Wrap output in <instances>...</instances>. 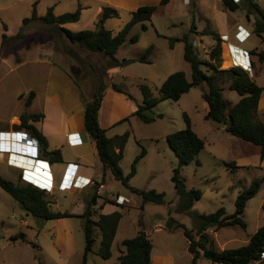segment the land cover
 <instances>
[{
	"label": "rangeland",
	"instance_id": "1",
	"mask_svg": "<svg viewBox=\"0 0 264 264\" xmlns=\"http://www.w3.org/2000/svg\"><path fill=\"white\" fill-rule=\"evenodd\" d=\"M195 1L187 0L185 3L184 0H172L166 11L167 14L162 13L161 10L152 22L134 25L130 29L127 41L115 55L120 64L118 65L103 54L91 53L70 44L53 26L41 21H32L23 27L22 17L25 16L22 14L28 6V0H0V124L6 125L21 111L30 114L40 108L39 99L32 103L31 107H24L23 104L31 90L41 97L46 92L52 94V91L63 94L68 85L74 92L80 89L83 103L84 100L92 99L99 85L104 87L105 93L111 89V84L120 86L124 90V93L119 95L123 110L121 106H115V101L109 102L108 105L109 109L118 116L128 118L109 131L111 135L109 138L126 132L130 134L120 168L124 175L130 173L135 157L140 154L141 148L145 149L146 155L138 162L136 175L131 179L130 185L139 190H155L165 195L164 204L147 203L141 208V198L116 181L107 171L105 188L108 195L115 197L119 194L126 202L118 208L122 211V217L112 243V256L108 260H103L96 255L100 241L96 238L92 252L87 255V264H120L118 257L125 250L122 241L133 238L139 230H143L151 241L153 264H191L192 256L188 252V242L183 230L169 232L166 229L167 223L182 224L188 230H192L195 236L196 224L192 217L193 212L209 214L222 207L226 214H233L237 195L248 189L253 181L260 180L261 185L258 193L246 204L243 215L246 229L233 226L216 232L210 229L208 233L215 248L230 249L245 245L249 237L258 228L264 226V170L259 167V148L229 135L220 125L204 119L207 110L202 99V88H192L182 95L178 102L171 100L159 102L151 109L152 112L148 113L155 118L150 124L141 122L132 114L143 102L140 86H146L150 95L158 98L159 88L170 74L183 72L188 80L191 78L190 65L183 58L184 44L176 42L171 49L168 38H181L188 33L192 23L198 29L208 25L206 29H211L217 35L218 31L220 32L217 29L218 20L222 18L220 3L216 4L219 8L214 10V3L211 0L200 1L202 13L207 19L204 20L195 10V3L193 5ZM254 2L264 10V0ZM238 14L240 21L246 25L247 20L243 13L238 11ZM142 25L146 29H143ZM76 26V29H79L82 24ZM22 30L24 39L21 38L10 44L4 42L3 35L13 40L18 33H22ZM131 36H137L138 41L131 43L129 41ZM192 37L200 42V45L193 42L199 57L206 59L207 53L216 44L215 40L211 36L199 33ZM248 44L257 50L264 48L261 39L256 35H253ZM150 46L153 47L152 53L148 56L151 63L138 62L137 59L142 57ZM224 47L221 42V69H228L231 65L225 64ZM41 60L59 65L64 71L53 70L54 80L51 81V78L48 79L47 67L42 65ZM124 60L128 62L122 63ZM47 80H49L48 86ZM255 83L264 87V67L256 75ZM20 94L23 96L21 99ZM223 98L233 104L240 99L236 92L228 90L223 92ZM183 113L189 117L193 130L205 142L204 149L196 158L179 170L186 189L201 192V199L195 201L192 209L184 214L177 212L179 199L171 181L177 167V158L166 139L168 135L185 128ZM159 114L162 118L157 117ZM15 124L20 125V120ZM3 128L9 129L8 125L5 127L0 125V129ZM11 141H13L11 135L0 134V149L5 148V142L11 144ZM15 145L17 144L13 143V146ZM79 155H82L80 160L83 165L96 169L102 177L101 163L92 147L67 146L63 150L64 162L76 161ZM230 162H234L240 168L235 169L225 165ZM20 173L21 170L7 167L5 159L0 161V175L4 179L15 184L20 183L18 182ZM99 179L101 181V178ZM75 191L73 188L62 192L56 191L57 201L51 204L52 210L79 213L84 206L86 207V201L96 193L97 189L94 186L92 190H84L83 194L77 195L78 200H73ZM45 199L51 202L47 193ZM101 202L98 200V206ZM83 225L84 220L80 218L58 220L35 218L0 188V264H38V262L81 264L85 247ZM20 233L24 235L23 240L20 238L11 240ZM95 233L98 237L99 230ZM197 264L217 263L200 257ZM255 264H264V259Z\"/></svg>",
	"mask_w": 264,
	"mask_h": 264
},
{
	"label": "trees",
	"instance_id": "2",
	"mask_svg": "<svg viewBox=\"0 0 264 264\" xmlns=\"http://www.w3.org/2000/svg\"><path fill=\"white\" fill-rule=\"evenodd\" d=\"M254 1L241 0L239 3H235L234 0H221L223 8L226 10L236 11L244 8L247 16L255 15L253 33L264 41V11ZM169 2L170 0H161L158 6L167 5ZM158 6H143L138 8L132 12L130 21L116 34L104 27L107 19L118 17V12L108 7L102 9L96 23V29L94 30L85 29L73 32L63 27L65 24L75 23L79 20L80 8L59 16H55L53 9L48 8L45 15L39 17L35 4L32 7L31 15L22 20V25L24 27L32 21H41L46 25L53 26L70 44L77 45L91 53L103 54L115 64L120 65L115 55L118 49L127 41L130 29L134 25L151 22V18ZM142 27L146 29L144 25ZM197 33L211 36L216 42L207 53L208 58L204 60L199 57L194 47L192 35ZM2 38L6 44H10L21 38L24 39V31L22 30V33H18L13 40L8 39L5 35ZM129 41L136 43L138 37L131 36ZM168 42L171 49L176 42L184 44L183 58L190 65L191 79L188 80L183 72L170 74L161 84L158 98L152 97L146 86H140L143 102L138 106L133 116L145 124H150L155 118L148 113L152 112L151 109L157 106L159 102L165 100L178 102L182 95L188 93L192 88L201 87L202 99L208 107L205 120L223 126L225 132L233 137L259 147L260 160H264V123L257 118L258 103L264 87L258 86L254 79L249 76L248 72L240 67L221 69V39L219 35L210 32L208 29L197 32L195 24L192 23L187 34H184L181 38H168ZM152 51L153 47L150 46L137 61L140 63H151L148 56ZM256 55L258 61L263 63L264 50L258 52ZM127 62L124 60L122 63ZM110 88L117 93H124V90L115 84H111ZM225 90L236 92L240 97L239 101L232 105L229 101L225 100L222 96V92ZM103 93L104 87L99 85L92 99L83 101L84 128L93 142L94 152L102 166L100 184L105 183V174L109 171L116 181H119L125 188L141 198V208L147 203L164 204V193L155 190H139L129 185L130 179L136 173V166L145 156L146 151L141 148L140 154L135 157L131 165L130 173L124 175L120 168V162L123 158L129 133L126 132L112 138L107 137L106 130L99 124V112L102 105ZM34 96L33 91L28 93L24 102L25 107L31 105ZM82 96L80 91V97L83 98ZM22 97L20 95V99ZM157 117L162 118V115L159 114ZM43 119L44 115L42 113H22L19 116L22 131L38 145L39 159L49 164L62 163L60 150H49L46 137L36 126ZM183 119L185 128L168 135L166 138L170 149L177 158V167L173 172L171 181L176 196L179 199L177 212L182 214L189 212L194 206V202L201 199V192L194 189L187 190L184 181L179 175V170L182 167L188 166L205 146L204 140L194 132L191 121L185 113H183ZM127 120L128 118H125L122 122ZM225 165L238 169L234 162L226 163ZM19 182L25 184L21 180ZM20 183L15 184L0 175V188L33 217L42 220L63 218H80L84 220L85 247L81 264H87V255L92 252L96 238L100 240L99 248L95 252L96 255L100 256L103 260L110 259L112 256V243L122 217L120 212L116 211L107 215L98 214L94 208L98 199L96 193L89 198L84 212L80 215L67 212H53L49 208V202L45 199L46 192L44 190L31 184L21 185ZM100 184H96V189ZM260 185V180L253 181L248 189L237 195L235 210L231 215L226 214L222 207L209 214L193 212L192 217L196 224L195 236L192 234V230H188L182 224L167 223L166 229L169 232H174L177 229L183 230V235L188 242V252L192 256L191 264H197V260L200 257L217 264H255L262 260L261 256L264 254V226L258 228L249 237L245 245L223 250H218L214 247L213 240L208 233L210 229H214L216 232L219 229L233 226H239L245 230L246 223L243 220L244 210L247 202L258 193ZM96 230H99L98 237L95 235ZM19 238L23 240L24 235L20 233L12 237L11 240L14 241ZM122 246L125 250L118 257L120 264H152V244L143 230H139L133 238L123 240ZM38 264L42 263L38 262Z\"/></svg>",
	"mask_w": 264,
	"mask_h": 264
},
{
	"label": "crops",
	"instance_id": "3",
	"mask_svg": "<svg viewBox=\"0 0 264 264\" xmlns=\"http://www.w3.org/2000/svg\"><path fill=\"white\" fill-rule=\"evenodd\" d=\"M160 1L161 0H28V3H27L28 6L26 7L25 12L22 14V16H25V17H22V20L24 18H27L28 14L30 16L32 7L34 4L36 6V12L39 17L44 16L48 8L53 9V13L55 16H59V15H62L68 12H73L77 8H80L81 11H80L79 20L75 23L65 24L63 25V27L70 31H74V32L81 31L82 29L83 30L85 29L94 30L96 29V23L101 15L102 9L105 7H108V8H112L116 10L118 12V17L107 19L104 23V27L110 30L112 33L116 34L125 26L126 23L130 21L132 12L136 11L138 8L143 7V6H158ZM171 1L172 0H170V2L167 5L158 6L156 12L151 18V22H152V19L159 14V11L162 10L161 11L162 13L167 14L166 11L168 7L170 6ZM184 1L185 3L187 2V0H184ZM200 1L201 0H196L194 2L195 10L199 12V14L201 15V19L207 20L206 17L202 13L203 10L201 9L200 4H199ZM211 1L212 3H214V6H213L214 10H217V8H219L218 6H216V4L220 3L222 18L218 20L219 27H217V29L220 30V32L218 31V35L221 38L222 44L225 46L224 47L225 48L224 49L225 50V56H224L225 64L227 66L231 65V67L242 68L243 70L247 71L249 76L253 78L255 81L256 75L264 67V62L260 63L256 55L258 52L264 50V48L257 50V49H254V47L251 46V44H248V42L253 37V35H255L253 33L255 15L247 16L246 10L244 8L238 9L236 11H229L223 8L222 2L220 0H211ZM238 11L242 12L244 17L246 18L247 20L246 25H244V23H242L240 19L238 18V15H239ZM223 13H227V14H223ZM80 23L82 24V27H80L79 29H76L77 27L76 25H79ZM206 27H208V25ZM206 27L203 29H198L196 27L197 32H201L202 30L206 29ZM238 27H242L244 31L250 33V37L243 43H239L235 38ZM208 30L210 32H213L211 29H208ZM223 37H225L226 39H222ZM192 39H193V42L200 45V42L198 40H196L194 37H192ZM262 43L264 45V41H262ZM229 45H231L235 49L249 52V60H250V67H251L249 70L243 67L244 63L240 62L237 56H233V54L231 53V50L229 49ZM2 61H5V59H2ZM41 61H42V65L47 67L46 69L48 70V79L51 78V81L54 80L52 77L53 70L60 69L64 71V69L62 67H59V65L56 66V64L49 63L48 61H44V60H41ZM236 61H238V64H236ZM66 75L67 77H69V80H70L71 77L68 74ZM70 81H72V79ZM48 83H49V80H47V83H46L47 86H48ZM66 89L67 90H65L63 94L57 91H52V94L49 92H46L45 95L41 97L37 93H35L34 90H31L35 94L32 100V103H34L36 100L39 99L41 101V105H40V108L36 112H30V114L40 112L44 115V119L42 120V122L37 123L36 126L40 129L42 134L46 137L47 143H48V149L51 151L60 150L63 162L49 164L41 160H36V163H35V161H28L24 157L22 158H24L25 160H22L21 158L17 159L19 161L18 164L22 162L25 163L24 166L28 170L26 172L27 173L26 178L30 180L31 182H33L34 186L39 187L41 189H45L47 191L46 193L50 195L51 202L49 203V208L51 211H53L51 204L57 201L56 191L62 192L64 190L73 188L71 186V182L75 177L79 176L85 179H90L91 181H90V184L84 189L73 188L76 190L75 193H73L74 194L73 200H76V199L78 200L77 195L83 194L84 190L86 189L92 190V188L96 186V184L101 183L99 178L102 179V177H100V173L96 169H93L87 165L82 164L80 160L82 158V155H79L76 161L64 162L63 150L67 146L69 148H79V147H83L86 145V146L92 147L94 150L93 142L84 128V120H83L84 104L81 102L80 89L79 91L77 90V92H74L71 89V87L68 85ZM223 92H222V96H223ZM119 95H121V93H117L113 91L112 89L108 90L107 93L105 92L103 93L102 105H101V109L99 112V124L103 129L106 130L107 137H111V135H109L110 129H113L116 125L120 124L122 120L125 119L121 115L118 116L117 114H115L108 107L109 102L115 101V106L117 107L121 106L122 107L121 110H123V106L121 104L122 102L119 98ZM19 101H22V100H19ZM32 103L29 107L32 106ZM231 104L233 105V103ZM29 107H26V108H29ZM205 107H206V110L208 111V107L206 103H205ZM21 113L22 111L19 114L13 116L9 120V122L6 124L8 125L9 129H6V128L0 129L1 135L2 134L11 135L13 138V141H11V144H7L5 142L4 143L5 148L0 149V153H2L0 154L2 155L0 158V161L1 160L3 161L5 159V163L7 167L15 169V170H20V169L17 168L16 166L8 165L9 154L13 153L15 155L17 154V155H21L25 157L38 158V146L36 142L33 139H31L27 134H25L22 130L14 131L11 129L13 125H17L15 123L19 121L18 119ZM257 118L259 121L264 123V90L261 93L260 100L258 103ZM0 125L1 127L6 126L4 124H0ZM221 127L222 129H224L223 126ZM129 137H130V134H129ZM13 143H16L17 145L13 146ZM259 152H260V149H259ZM4 156L5 158H3ZM256 163H259V162H256ZM259 167L261 170H264V160H260ZM238 168H240V166ZM101 169H102V166H101ZM136 172H137V168H136ZM20 176H21V173L19 175V181H20ZM30 181H27V182H30ZM130 181H129V185H130ZM96 194L99 196L97 199V204L94 208L97 209L98 214L107 215V214H110L116 211L122 214V211L118 208L119 206L122 207L126 201L121 200L119 194H117L115 197L112 195H108V191L105 188V183L100 184L98 186ZM88 200L86 201V204ZM98 200L102 201L99 206H98ZM84 207L83 209H81L79 213H70V214L80 215L84 212ZM157 230H160V228H157ZM218 250H223V249H218ZM151 262L153 264V251H151Z\"/></svg>",
	"mask_w": 264,
	"mask_h": 264
},
{
	"label": "built area",
	"instance_id": "4",
	"mask_svg": "<svg viewBox=\"0 0 264 264\" xmlns=\"http://www.w3.org/2000/svg\"><path fill=\"white\" fill-rule=\"evenodd\" d=\"M240 1L241 0H234L235 3H239ZM249 37H250V33L249 32L244 31L242 27H238L237 28V33L235 35V38H236V40L239 43L245 42ZM222 39H226V38L223 37ZM229 49L231 50V53L233 54V56H237L238 60L240 62H243L244 63V66L243 67L245 69L249 70L251 68L250 67V60H249V52L248 51H243V50L235 49L231 45H229ZM18 156L24 157L28 161H35V163H36V160H40L39 159V152H38V158H36V157H25V156H21V155H17V154L15 155L13 153L9 154V156H8V165L16 166L17 168H19L21 170V176H20L21 182H23L25 184H31V185H33V182H31L30 180H28L26 178V172L28 170L24 166L25 163L24 162H22L20 164L17 163V160L16 159H17ZM27 181H30V182H27ZM90 181H91L90 179H85V178H82V177L77 176V177H75L72 180L71 186L73 188H77V189H84V188H86L90 184ZM100 187H102V186H100ZM39 189H41V188H39ZM41 190H44L45 192H47L45 189H41ZM121 200H122V198H121ZM261 258L264 259V254H262Z\"/></svg>",
	"mask_w": 264,
	"mask_h": 264
},
{
	"label": "water",
	"instance_id": "5",
	"mask_svg": "<svg viewBox=\"0 0 264 264\" xmlns=\"http://www.w3.org/2000/svg\"><path fill=\"white\" fill-rule=\"evenodd\" d=\"M11 129L12 130H22V128H21V126L20 125H13L12 127H11Z\"/></svg>",
	"mask_w": 264,
	"mask_h": 264
},
{
	"label": "bare ground",
	"instance_id": "6",
	"mask_svg": "<svg viewBox=\"0 0 264 264\" xmlns=\"http://www.w3.org/2000/svg\"><path fill=\"white\" fill-rule=\"evenodd\" d=\"M243 66H244V65H243ZM20 158H21L22 160H25L24 158H22V157H20V156L17 157V159H20ZM17 159H16V160H17ZM17 163H19L18 160H17Z\"/></svg>",
	"mask_w": 264,
	"mask_h": 264
}]
</instances>
